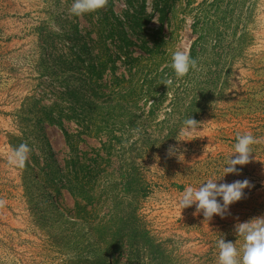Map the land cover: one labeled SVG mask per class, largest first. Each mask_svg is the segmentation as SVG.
<instances>
[{"label": "rangeland", "instance_id": "1", "mask_svg": "<svg viewBox=\"0 0 264 264\" xmlns=\"http://www.w3.org/2000/svg\"><path fill=\"white\" fill-rule=\"evenodd\" d=\"M70 7L0 0V264L88 230L78 193L108 240L103 264H218L220 235L240 247L235 225L264 216V0H108L79 17ZM177 50L197 61L183 78ZM189 115L196 133L182 130ZM249 132L256 159L219 182L247 179L245 198L210 221L182 210L185 187L219 174ZM22 143L28 161L13 168Z\"/></svg>", "mask_w": 264, "mask_h": 264}, {"label": "clouds", "instance_id": "2", "mask_svg": "<svg viewBox=\"0 0 264 264\" xmlns=\"http://www.w3.org/2000/svg\"><path fill=\"white\" fill-rule=\"evenodd\" d=\"M107 3L108 0H71L70 13L77 17L97 13ZM171 68L176 78H183L197 68V61L191 58L187 51L177 50L172 54ZM173 83V79H168L165 85ZM200 125L189 115L182 122V130L189 134L196 133ZM260 142V139L250 132L238 133L232 152L223 161L219 174L213 173L198 187L186 186L178 206L184 210L195 205L196 213H202L207 221L214 216L224 218L230 206L244 199L245 190H250L251 186L247 179L235 180L232 183L219 182L228 175H240L243 167L247 166L253 158L256 159L253 156V146ZM30 152L31 148L28 144H20L9 154L8 164L13 168H24ZM169 154H176V150L170 149ZM181 157L183 155H180L179 159ZM235 232L242 238L240 247H237V241L235 243L226 241L223 235H220L217 240L218 264H264V216L237 223Z\"/></svg>", "mask_w": 264, "mask_h": 264}, {"label": "trees", "instance_id": "3", "mask_svg": "<svg viewBox=\"0 0 264 264\" xmlns=\"http://www.w3.org/2000/svg\"><path fill=\"white\" fill-rule=\"evenodd\" d=\"M69 140V139H68ZM71 141H68V143ZM86 184V185H85ZM91 186L88 181L79 183L80 189L85 190V186ZM82 187V188H81ZM86 192V191H84ZM75 194V192H73ZM82 200L86 201L83 207L75 214L88 225V230L81 227H73L70 231L60 234V236L50 235V238L43 244L36 247L32 252L24 257L17 252L14 264H103L108 253L109 243L103 235V229L93 226L87 220H94L93 200L90 195L78 193ZM77 196V195H76ZM128 206L133 200L124 199ZM136 212V209H135ZM123 219H121L122 221ZM144 235L149 239V232L143 229Z\"/></svg>", "mask_w": 264, "mask_h": 264}, {"label": "bare ground", "instance_id": "4", "mask_svg": "<svg viewBox=\"0 0 264 264\" xmlns=\"http://www.w3.org/2000/svg\"><path fill=\"white\" fill-rule=\"evenodd\" d=\"M106 264H108V263L106 262Z\"/></svg>", "mask_w": 264, "mask_h": 264}]
</instances>
